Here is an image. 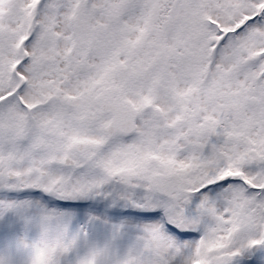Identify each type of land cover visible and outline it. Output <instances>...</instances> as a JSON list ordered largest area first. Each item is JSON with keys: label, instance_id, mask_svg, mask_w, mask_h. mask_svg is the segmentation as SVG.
<instances>
[{"label": "snow or ice", "instance_id": "snow-or-ice-1", "mask_svg": "<svg viewBox=\"0 0 264 264\" xmlns=\"http://www.w3.org/2000/svg\"><path fill=\"white\" fill-rule=\"evenodd\" d=\"M0 264H264V0H0Z\"/></svg>", "mask_w": 264, "mask_h": 264}]
</instances>
